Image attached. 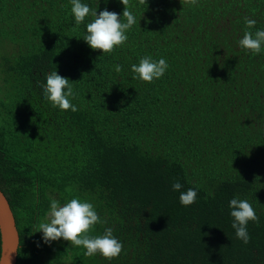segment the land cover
Listing matches in <instances>:
<instances>
[{
	"label": "trees",
	"instance_id": "16d2710c",
	"mask_svg": "<svg viewBox=\"0 0 264 264\" xmlns=\"http://www.w3.org/2000/svg\"><path fill=\"white\" fill-rule=\"evenodd\" d=\"M121 14L120 0H83ZM128 40L109 54L83 40L69 0H0V189L20 235L17 264H264V52L238 41L244 18L264 28V0H128ZM168 62L152 83L131 65ZM120 65L117 72L115 66ZM75 82L61 112L37 84L52 70ZM196 188L184 207L172 184ZM253 206L249 243L229 201ZM93 203L123 244L111 261L82 247H38L50 199ZM1 256V233H0Z\"/></svg>",
	"mask_w": 264,
	"mask_h": 264
},
{
	"label": "clouds",
	"instance_id": "9594fccd",
	"mask_svg": "<svg viewBox=\"0 0 264 264\" xmlns=\"http://www.w3.org/2000/svg\"><path fill=\"white\" fill-rule=\"evenodd\" d=\"M107 2V0H106ZM125 6L121 14L109 11L93 10L88 3L83 0H69L71 5V15L75 25L85 24L86 19L91 15V22L86 23V32L83 36L85 43L94 51L102 52V55L109 54L118 46L123 45L128 40V33L136 23L135 13L127 7L128 0H120ZM143 2V0H141ZM244 23L246 31L239 39V47L246 53L259 55L264 52V28L253 29L257 21L245 17ZM169 68L168 62L161 57L158 60L151 55H145L139 59V63L131 65L133 79L141 82L152 83L161 79ZM115 70H121L120 65L115 66ZM75 82L52 70L45 76L44 84H37L42 98L51 107L59 109L61 112L70 110L78 111V107L73 101L78 93L74 89ZM172 190L179 193V202L182 206L188 207L194 204L198 197L196 188H188L182 191L183 184L176 181L172 184ZM230 216L232 218L231 227L235 231L237 239L247 244L250 241L248 232L249 222L257 219L255 210L247 199L239 196L232 198L228 204ZM93 203L73 197L61 203L60 200L51 198L45 216L37 224L36 233H40V241L37 246L51 245L53 242H68L70 247H82L85 256L93 257L97 254L111 261L118 257L123 249V244L113 233L112 227H105L102 234L92 235L97 224H104ZM0 264L3 261L0 260Z\"/></svg>",
	"mask_w": 264,
	"mask_h": 264
},
{
	"label": "water",
	"instance_id": "95a60500",
	"mask_svg": "<svg viewBox=\"0 0 264 264\" xmlns=\"http://www.w3.org/2000/svg\"><path fill=\"white\" fill-rule=\"evenodd\" d=\"M0 233L3 264H17L20 235L9 200L0 189Z\"/></svg>",
	"mask_w": 264,
	"mask_h": 264
},
{
	"label": "rangeland",
	"instance_id": "374dc122",
	"mask_svg": "<svg viewBox=\"0 0 264 264\" xmlns=\"http://www.w3.org/2000/svg\"><path fill=\"white\" fill-rule=\"evenodd\" d=\"M0 50H1V47H0Z\"/></svg>",
	"mask_w": 264,
	"mask_h": 264
}]
</instances>
